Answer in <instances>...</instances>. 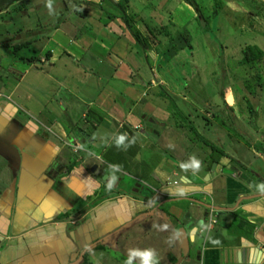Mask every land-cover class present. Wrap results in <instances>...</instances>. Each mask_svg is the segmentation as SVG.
Segmentation results:
<instances>
[{
    "label": "crops",
    "instance_id": "0c3cea01",
    "mask_svg": "<svg viewBox=\"0 0 264 264\" xmlns=\"http://www.w3.org/2000/svg\"><path fill=\"white\" fill-rule=\"evenodd\" d=\"M19 3L24 2L17 0L0 13V59L11 60L9 44L19 40L17 33L1 28L8 26L9 11L17 21L23 17L19 11L27 4ZM83 7L88 14L79 13L78 18L61 14L66 19L61 24L70 26L49 23L35 30L36 39L21 36L20 43L37 42L46 34L38 51L40 63H8L6 72L12 73L5 82L0 66V264L76 262L78 251L88 245L114 243V235L125 229L139 231L134 221L152 219L147 215L153 211L167 223L160 224L159 218L152 222L159 235L170 240L176 236L186 259L166 253L164 257L172 258L168 264H187L189 245L199 234L196 225L209 208L218 211L221 225L215 218L216 226L200 233L202 239L192 248L197 264H264V173L256 169L259 179L242 177L235 169L244 165L226 151L213 173L205 159L210 152L191 172L180 168L184 159L182 165L167 160L149 136L159 138L167 129L169 104L176 117L183 103L193 104L164 102L160 93L170 85L166 68L156 69L159 56L151 45L135 57L118 12L103 8L110 14L104 17L100 2ZM134 27L138 30L136 23ZM138 32L147 44L159 43ZM87 109L102 117L93 130L87 121L93 123L97 116L88 119ZM122 127L132 140L142 139V145L125 144ZM173 127L180 125L175 122ZM116 139L123 146L119 142V148L113 147ZM253 156L258 159V154ZM170 177L175 179L169 182ZM104 182L112 195H103Z\"/></svg>",
    "mask_w": 264,
    "mask_h": 264
},
{
    "label": "rangeland",
    "instance_id": "374dc122",
    "mask_svg": "<svg viewBox=\"0 0 264 264\" xmlns=\"http://www.w3.org/2000/svg\"><path fill=\"white\" fill-rule=\"evenodd\" d=\"M110 1L116 4L121 0H23L24 3L19 4H27V7L24 5L27 9L22 7L19 14L24 18L21 17L17 21L16 18L14 19V12L9 11L12 19L7 20V28L4 26L1 28L11 35L17 33L16 38L19 36V40L11 41L12 45H15L24 37L36 39L35 30L49 23L54 25L60 20L61 14L74 15L76 18L79 13L88 14L83 6L89 3L98 5L100 2L102 9L109 7L120 16L121 13L110 6ZM193 1L199 14L182 0H127L126 2L127 13H124L132 20L133 25L136 23L138 30L145 32V36L147 38L149 36L150 40L159 39L157 45L152 44L151 41L147 46L151 45L154 48L153 53L159 56L156 69L161 71L162 67L166 68L168 73L166 77L170 85L176 86V90L170 85L164 89L163 94L167 96L164 102H169L170 95V102H177L178 105L180 102L193 104L183 103L179 107L182 115L179 113L177 117L169 104V115L165 122L167 129L162 131L161 137L151 135L149 137L153 140L145 139V142L150 141L160 146L166 153L164 157L167 160L179 161L177 165H182L180 160L184 159L185 165L180 168L185 167L190 172L210 151L202 144L205 142L221 152L226 151L231 156L235 155L244 165L235 169L237 174L249 179H257L258 176L259 179V173H264V156L258 152V147L264 146V0ZM103 12L104 17L110 15L104 9ZM76 18L71 19L75 22ZM142 18L148 25L147 30L143 28ZM62 20L66 21L63 18ZM82 24L84 25L83 22ZM60 25L70 26L62 25L61 22ZM45 35L42 34L37 42L33 41L31 48L39 49L43 45ZM129 36V33L125 35L126 38ZM132 42L135 57L138 58L141 56L142 48L134 40ZM245 46L256 47L262 53V57L251 67L239 63L240 52ZM19 54L32 56L31 52ZM10 58L11 60H8L7 56L0 59L3 82H5L4 77L12 73L11 70L6 72L7 64L14 59V57ZM14 63L18 64L17 61ZM254 74L258 77L256 84L253 80ZM9 87L8 85V88L7 86L4 88L5 95ZM12 97L13 100L15 94ZM246 99L255 113L253 117L246 110ZM175 122L180 127L174 131L171 129L174 128ZM122 135L129 142L134 141L136 146L142 145V139L135 141L132 140L131 134L122 133ZM119 142L120 146H123L120 139H116L112 146L117 148ZM112 146L107 150L109 151ZM253 152L258 154V159L253 156ZM154 157L155 155L151 156V159L153 160ZM256 169L258 175L255 174ZM105 172L111 171L106 168ZM201 174L202 172H199V175ZM173 179L175 178L170 177L169 182ZM156 191L153 190L154 194ZM166 208L165 205L162 207L164 210ZM147 216L153 218L141 216L139 220L134 221L140 224L139 231L137 229L135 232L133 229L128 232V229H125L120 234L114 235V243L101 244L97 247L88 245L84 250L78 251L76 262L70 264H144L146 255L148 264H168L172 258L164 257L166 253H171L173 259L184 260L176 236L172 235L171 240L165 239L166 236L159 235V230L155 228L157 226L152 223L159 218L160 224H167L162 219V214L153 211ZM216 221L218 223L216 225H221L218 218ZM149 223L151 226L146 227L145 224ZM171 225L175 229L174 224ZM125 232L128 233L123 237ZM202 236L196 234L195 244L189 245L191 257L187 264H197L192 248L199 244Z\"/></svg>",
    "mask_w": 264,
    "mask_h": 264
},
{
    "label": "trees",
    "instance_id": "16d2710c",
    "mask_svg": "<svg viewBox=\"0 0 264 264\" xmlns=\"http://www.w3.org/2000/svg\"><path fill=\"white\" fill-rule=\"evenodd\" d=\"M17 0H0V13L1 12H4L5 10H7L10 6L14 5V3L16 2ZM184 1L186 4H188L191 8L194 9V11H196L197 14L198 13V8L195 4V2L193 0H182ZM126 2L127 0H121L120 2L116 3V4H113V2L110 1V6H113L117 9V11H119L121 13V21L123 22V25L125 26L127 32L130 34L131 38H133V40L135 41V43H137L143 50L146 49L147 47V42L146 40L142 37V35L138 32V30H136V28L134 27L133 25V22L132 20L129 19V17L124 13L125 10H126ZM124 4V6H123ZM62 18H60L59 21H56L54 23V27H57L60 23ZM204 23V22H203ZM33 43V41H25V42H22V43H19V44H15V45H12L10 46L9 48V51H10V54L12 56V58L14 57V59L12 60L13 62L14 61H17L18 63L20 64H23V65H29V64H38L40 63L39 62V54H38V51L39 49H34L33 47L31 48V44ZM22 52H31L32 56H21L19 53H22ZM240 60H239V63L241 65H245V66H250L253 65L256 61H258V59L260 57H262V53L258 51V49L256 47H253V46H245L241 52H240ZM45 59L48 58V53H45L44 56H43ZM253 80L255 82V84L257 83L258 81V77L256 76V74H254L253 76ZM164 92H162V94L160 93L161 97L165 98L167 97L166 95L163 94ZM159 95V96H160ZM171 100L170 97H168V100ZM246 103V110L247 112L253 117L255 115V113L253 112L252 108L250 107V105L247 103V99L245 101ZM95 114L97 116V118L94 120L93 123L87 121L89 123V127H90V130H93L95 125H98L102 119V117L97 114L94 110L92 109H87L86 111V116L87 118L89 119V116L90 115H93ZM175 114H178V112L175 111ZM120 133H124V129L123 128H120L119 129ZM129 143V140H126L125 141V144H128ZM206 148H209V154L208 156L205 158L207 161V169L210 168V165L212 163H217L219 158L221 157H225V155L215 149L213 146H211L210 144L208 143H205L203 142L202 143ZM133 151V150H132ZM131 151V152H132ZM258 152L260 154H262L264 156V146L262 147H258ZM123 156V155H122ZM102 158L108 162V163H111V161L108 160V158H106L104 155L102 156ZM104 185V189L102 190V193L104 196H107L111 193H109V190L107 189V186L108 184H105V182L103 183ZM112 195V194H111ZM103 196V197H104ZM165 213V212H164ZM165 216L171 220V218L165 214Z\"/></svg>",
    "mask_w": 264,
    "mask_h": 264
},
{
    "label": "built area",
    "instance_id": "2783aa9c",
    "mask_svg": "<svg viewBox=\"0 0 264 264\" xmlns=\"http://www.w3.org/2000/svg\"><path fill=\"white\" fill-rule=\"evenodd\" d=\"M76 148H73V151L75 152ZM173 184H176L173 183ZM218 216V211H216L213 208H209L207 213L204 215V219L202 220V224L196 228L197 233H207L211 230V228L215 225L216 221L215 218ZM201 264V263H199Z\"/></svg>",
    "mask_w": 264,
    "mask_h": 264
},
{
    "label": "water",
    "instance_id": "95a60500",
    "mask_svg": "<svg viewBox=\"0 0 264 264\" xmlns=\"http://www.w3.org/2000/svg\"><path fill=\"white\" fill-rule=\"evenodd\" d=\"M214 166H215V164L214 163H212L211 164V166H210V173H213V171H214ZM93 169H96V167L95 166H92L91 168H90V171L91 172H93ZM103 178H104V176H103ZM206 180V179H205ZM202 224V221H199L198 223H197V225L196 226H200ZM194 232H195V229L193 230ZM260 253H262V251H260ZM263 255V254H262Z\"/></svg>",
    "mask_w": 264,
    "mask_h": 264
},
{
    "label": "clouds",
    "instance_id": "9594fccd",
    "mask_svg": "<svg viewBox=\"0 0 264 264\" xmlns=\"http://www.w3.org/2000/svg\"><path fill=\"white\" fill-rule=\"evenodd\" d=\"M144 264H148V256L147 255L145 256Z\"/></svg>",
    "mask_w": 264,
    "mask_h": 264
}]
</instances>
